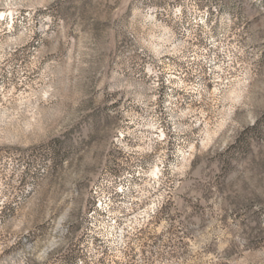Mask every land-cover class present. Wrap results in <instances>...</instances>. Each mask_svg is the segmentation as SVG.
Here are the masks:
<instances>
[{"label":"rangeland","instance_id":"obj_1","mask_svg":"<svg viewBox=\"0 0 264 264\" xmlns=\"http://www.w3.org/2000/svg\"><path fill=\"white\" fill-rule=\"evenodd\" d=\"M0 264H264V0H0Z\"/></svg>","mask_w":264,"mask_h":264}]
</instances>
